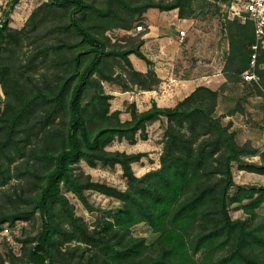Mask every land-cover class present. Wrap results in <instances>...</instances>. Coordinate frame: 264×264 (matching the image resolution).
<instances>
[{
	"label": "trees",
	"instance_id": "1",
	"mask_svg": "<svg viewBox=\"0 0 264 264\" xmlns=\"http://www.w3.org/2000/svg\"><path fill=\"white\" fill-rule=\"evenodd\" d=\"M16 2L18 0H13L11 6ZM192 2L144 0L138 4L134 0H105L103 6L90 0L44 2L29 17V32L36 30L43 13H60L68 21L58 25L54 32L71 33L78 39L71 45L54 46L56 51L72 53L66 61L68 74L58 76L55 84L34 94L26 91L14 72V66L9 63L10 58L5 56L21 42V34L24 33V30L9 25V12L5 11L7 19L0 21V85L7 100L0 116L3 135L0 163L14 143L15 134L36 108H47L44 109L47 121L65 107L68 116L58 151L45 153L52 168L42 177L35 208L0 214V225L30 219L37 211L41 214L43 229L38 244L31 251L38 264H54L55 256L49 245L55 243V236L67 234L55 223V205L60 206L70 223L79 227L67 197L61 193V185L72 190L85 203L84 190H96L121 201V207L112 220L104 224L105 230L96 237L85 238L103 255L99 262L104 264H264V260H257L247 252L249 243L264 248V236H256L255 240L249 241L247 223L233 220L228 212L230 201L240 203L248 200L243 209L254 215L264 203V188L239 189L229 200L230 188L234 184L231 163L241 158L243 150L236 143L234 133L213 114L218 98L216 90L198 86L172 108H162L153 103L150 109L140 112L132 105L131 119L126 121L120 119L118 111L110 113L107 103L110 95H104L102 90L85 102V93L90 85L95 82L99 87L101 81L111 80L103 70L104 60L109 56H120L137 77L133 81L142 88L148 90L152 86L147 73L134 69L129 55L135 54L150 66L151 60L138 47L126 51L109 50L104 39L106 31L117 27L130 29L136 18L151 8L160 11L177 9L179 17L184 18L186 9L192 12ZM232 23L235 32L229 41L228 63H235L236 73L241 75L249 68L255 29L252 22L242 24L232 20ZM258 55L257 68L264 64V50ZM148 74L157 78L152 68ZM95 75H99L101 80H95ZM163 118L167 123L166 142L158 169L138 177L132 163L139 161V154L106 150L115 138L135 142L138 133L146 131L148 123ZM95 124L99 126L93 132L91 129ZM200 137L203 139L198 142ZM81 159L93 167L98 162L108 166L120 165L127 180L126 190L93 181L90 176L80 179L72 172L71 165ZM258 172L263 173L264 170ZM215 175L219 176L216 181ZM3 177L4 171L0 169V179ZM140 223H147L156 235L153 246L145 239L132 237V227ZM260 229L264 232V222ZM231 237L236 239L229 245Z\"/></svg>",
	"mask_w": 264,
	"mask_h": 264
},
{
	"label": "rangeland",
	"instance_id": "2",
	"mask_svg": "<svg viewBox=\"0 0 264 264\" xmlns=\"http://www.w3.org/2000/svg\"><path fill=\"white\" fill-rule=\"evenodd\" d=\"M46 1L48 0H18L12 7L13 0H0V21L7 19L5 11H8L9 25L14 29L24 30L21 42L5 56L10 58L9 63L16 69L14 72L21 79L26 91L33 94L55 84L58 76L68 74L66 61L72 53L68 50L56 51L54 46L63 43L71 45L78 39L63 30L54 32L58 25L68 21L60 13H57L59 16L43 13L36 30L29 32V17ZM90 1L99 6L105 4V0ZM134 1L139 4L144 0ZM227 9V0H193L192 12L186 9L184 18H180L177 9L160 11L152 8L136 18L130 29H110L104 34V39L107 48L112 51L140 48L152 65H148L135 54H130L133 67L135 70H147L152 86L146 91L158 92L166 101L164 103L173 105L169 108L176 106L198 86H206L218 92L213 114L220 119L223 126L234 133L236 143L243 150L241 158L231 163L234 180L229 192L231 200L239 189L264 188V172H258L264 170V64L256 69L259 80L247 82L236 73L237 65L228 63L229 41L231 34L235 32V25L228 18ZM123 15L128 17L125 12ZM181 30L185 31L183 39L180 38ZM261 45L262 51L264 43ZM151 68L156 79L148 74ZM103 70L111 80L101 81L102 87H98L95 82L90 85L85 93V102L102 90L104 95H110L107 101L110 113L118 111L122 121L131 119L132 105L142 112L146 106L156 103L151 98L153 94L141 92L145 89L133 81L137 77L133 76V71L120 56L105 58ZM94 77L97 81L101 80L99 75ZM163 85L165 88L162 89ZM190 85L195 87L192 92ZM176 89H179L178 93L175 92ZM6 100L0 85V116L4 112ZM44 109L47 108L38 107L28 115L25 125L15 134L14 143L6 156L2 157L0 169L4 171V177L0 179V214L35 208L42 177L52 168L45 153L50 150L58 151L60 141L65 135L68 116L65 107L47 121ZM166 125V118L150 122L144 133H138L135 142L115 138L106 146V150L139 154L141 157L139 161L132 163V169L135 175L141 177L161 166ZM98 126L93 125L94 130L91 131L97 130ZM2 138L0 132V140ZM202 139L200 137L197 141ZM71 167L72 172L80 179L90 176L93 181L119 190L124 191L127 188V180L120 165L108 166L98 162L93 167L81 159ZM218 177L215 175V181ZM61 193L67 197L79 227L72 224L73 222L70 223L58 204L54 206L55 223L67 233L63 237L55 236V243L49 245L55 256L54 264H104L99 262L104 258L103 255L88 244L85 238L96 237L105 230L104 224L112 220L114 213L121 207V201L96 190H84L87 201L85 203L64 185H61ZM247 203L248 200L240 203L230 201L228 212L233 220L247 223V238L251 241L256 236H264L260 229L264 222V203L255 210L254 215L243 209ZM42 229L43 221L38 211L30 219L1 224L0 264H38L31 251L38 244ZM131 234L135 239H145L147 244L154 245L156 235L147 223L133 226ZM235 239L231 237L229 245ZM151 252L154 254L152 250ZM247 252L257 260H264V248L261 246L249 243Z\"/></svg>",
	"mask_w": 264,
	"mask_h": 264
},
{
	"label": "built area",
	"instance_id": "3",
	"mask_svg": "<svg viewBox=\"0 0 264 264\" xmlns=\"http://www.w3.org/2000/svg\"><path fill=\"white\" fill-rule=\"evenodd\" d=\"M228 18L238 20L240 23L252 22L255 29V42L251 46L252 54L249 68L241 76L244 81L256 82L259 80L257 69V56L264 43V0H227ZM185 31H180L183 39ZM264 102V98H263Z\"/></svg>",
	"mask_w": 264,
	"mask_h": 264
},
{
	"label": "crops",
	"instance_id": "4",
	"mask_svg": "<svg viewBox=\"0 0 264 264\" xmlns=\"http://www.w3.org/2000/svg\"><path fill=\"white\" fill-rule=\"evenodd\" d=\"M152 9V8H151ZM172 11V10H171ZM174 11V10H173ZM147 15H148V13H146ZM151 24V23H150ZM152 26H150V28H151ZM132 62V61H131ZM133 64V63H132ZM139 72H147V70H145L144 68H138L137 69ZM136 70V71H137ZM187 83V82H186ZM185 83V84H186ZM188 83H190V82H188ZM187 83V84H188ZM165 84V83H164ZM191 86V92L194 90V88L195 87H192V85H190ZM189 86V87H190ZM162 87V89L163 88H165V85H163V86H161ZM142 93H148V94H153V95H151V98H154V100H155V102L157 103V105L159 106V107H162V108H169L170 106H173V105H170V104H167V103H164V102H166V101H164V99H163V96L162 95H160L158 92L156 93V92H151V91H146V90H143V91H141ZM175 92L176 93H178L179 92V89H176L175 90ZM155 94H157V95H155ZM159 94V95H158ZM166 98H168L167 96H165ZM164 97V98H165ZM152 106H151V104L150 105H148V106H146L145 108H144V110H148V109H150ZM126 120H128V119H126Z\"/></svg>",
	"mask_w": 264,
	"mask_h": 264
}]
</instances>
